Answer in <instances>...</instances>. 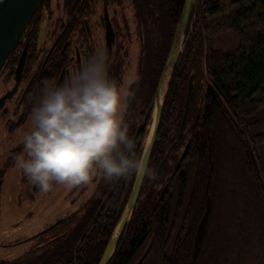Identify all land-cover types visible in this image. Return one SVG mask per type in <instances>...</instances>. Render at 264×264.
Instances as JSON below:
<instances>
[{"label":"flooded vegetation","instance_id":"1","mask_svg":"<svg viewBox=\"0 0 264 264\" xmlns=\"http://www.w3.org/2000/svg\"><path fill=\"white\" fill-rule=\"evenodd\" d=\"M159 8L158 0H70L68 8L63 0H43L34 13L0 77V264H24L40 248L46 249L45 258L55 244L69 255L70 264L95 261L102 248L95 262L99 264L128 206L137 176L111 182L98 178L73 188L56 185L44 193L15 167L14 156L23 150V136L31 128L32 98L40 85L63 81L100 47L109 53L110 78L133 92L127 119L137 151L144 152L153 118L152 101L172 43L163 58V44L153 35L161 20ZM154 37L156 48L151 49ZM186 60L182 73H178L180 65L174 67L149 157L156 178L143 177L130 219L107 264L124 247L134 214L138 216L136 211L145 200L156 198L160 204L172 190L200 133L206 88L192 59ZM22 245L26 248L7 254Z\"/></svg>","mask_w":264,"mask_h":264},{"label":"trees","instance_id":"2","mask_svg":"<svg viewBox=\"0 0 264 264\" xmlns=\"http://www.w3.org/2000/svg\"><path fill=\"white\" fill-rule=\"evenodd\" d=\"M158 2L160 11L153 18L158 12L161 20L153 35L163 44L164 58L184 0ZM63 3L68 8L70 0ZM236 4L234 10L225 8ZM225 34L235 40L231 48L216 45ZM186 57L206 88L200 133L172 190L160 204L156 198L145 200L124 247L109 264H264V1L198 0L178 73L185 71ZM208 197L209 216L193 254ZM61 250L51 245L42 258L46 249H36L24 264H70ZM101 250L86 264H95Z\"/></svg>","mask_w":264,"mask_h":264},{"label":"clouds","instance_id":"3","mask_svg":"<svg viewBox=\"0 0 264 264\" xmlns=\"http://www.w3.org/2000/svg\"><path fill=\"white\" fill-rule=\"evenodd\" d=\"M109 60L108 50L97 48L66 79L45 81L33 95L31 128L14 163L39 191L90 185L98 178H156L147 153L137 151L130 135L133 92L110 78Z\"/></svg>","mask_w":264,"mask_h":264},{"label":"water","instance_id":"4","mask_svg":"<svg viewBox=\"0 0 264 264\" xmlns=\"http://www.w3.org/2000/svg\"><path fill=\"white\" fill-rule=\"evenodd\" d=\"M42 2L43 0H0V77L17 43L19 42L21 36L29 25L34 13L39 8ZM197 7L198 0H184L179 21L151 105L153 106V118L150 123L151 125L149 126V133L145 138L144 149V152L147 153L148 157H150L151 151L156 140L161 119L163 102L166 96L167 88L170 83L171 75L173 73L174 67L177 63L179 54L184 44L189 19L192 11H197ZM202 71L204 73V80L208 83L203 64ZM191 89L192 78H190L188 84V101L190 98ZM142 181L143 177H136L128 206L124 212L121 222L119 223L117 229L111 237L99 264H107L108 259L114 252L118 238L123 230L124 224L128 222L132 214ZM209 210L210 198L208 197L205 212L199 223L195 236L193 254H196V251L198 250L199 245L201 243L205 231L206 221L209 216Z\"/></svg>","mask_w":264,"mask_h":264},{"label":"rangeland","instance_id":"5","mask_svg":"<svg viewBox=\"0 0 264 264\" xmlns=\"http://www.w3.org/2000/svg\"><path fill=\"white\" fill-rule=\"evenodd\" d=\"M260 1H264V0H260ZM240 5L239 4H236V5H226L225 8L226 9H230V10H234L236 8H238ZM235 44V40L233 38L232 35L230 34H225L223 35L217 42H216V45L218 46H221L222 48H231L232 46H234ZM263 118V117H261ZM26 233V232H25ZM24 231H19V234L20 235H23L25 234ZM15 234H18V233H15ZM26 248V245H22V246H19V247H16V248H13V249H10L9 251H7V254H11L13 252H16V251H19V250H22V249H25Z\"/></svg>","mask_w":264,"mask_h":264}]
</instances>
